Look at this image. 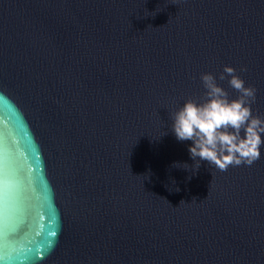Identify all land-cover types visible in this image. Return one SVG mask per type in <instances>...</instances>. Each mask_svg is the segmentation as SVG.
I'll list each match as a JSON object with an SVG mask.
<instances>
[{"label": "water", "instance_id": "obj_1", "mask_svg": "<svg viewBox=\"0 0 264 264\" xmlns=\"http://www.w3.org/2000/svg\"><path fill=\"white\" fill-rule=\"evenodd\" d=\"M224 66L264 120V0H0V264H264V143L171 130Z\"/></svg>", "mask_w": 264, "mask_h": 264}, {"label": "clouds", "instance_id": "obj_2", "mask_svg": "<svg viewBox=\"0 0 264 264\" xmlns=\"http://www.w3.org/2000/svg\"><path fill=\"white\" fill-rule=\"evenodd\" d=\"M226 75L228 85L239 93L235 99H229L211 73H201L199 79L205 90L202 102L188 99L171 114V130L176 139L192 142L188 151L195 161L193 170L199 168L201 160L226 171L229 166H251L261 158L264 120L253 116L251 110L256 90L245 86L236 69L224 66L219 79L224 80ZM174 166L189 167L187 164Z\"/></svg>", "mask_w": 264, "mask_h": 264}]
</instances>
